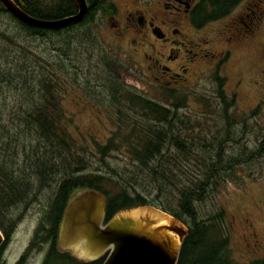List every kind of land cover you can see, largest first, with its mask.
I'll list each match as a JSON object with an SVG mask.
<instances>
[{
    "label": "rangeland",
    "instance_id": "obj_1",
    "mask_svg": "<svg viewBox=\"0 0 264 264\" xmlns=\"http://www.w3.org/2000/svg\"><path fill=\"white\" fill-rule=\"evenodd\" d=\"M129 1L114 0V3L122 5ZM260 21L259 29L250 39L229 47L222 41L224 38L216 34L205 36L198 32L196 36L201 42L208 41V44L200 45L204 54L229 50L227 62L219 66L216 72L215 62L209 56L203 58L200 61L204 63L202 67L199 63L192 68L188 87L180 88L177 92H163L134 71L133 59L129 54L131 47L125 44L119 47L107 25L98 16L86 28H75L76 33L55 38L49 35L42 40L28 37L12 16L0 12V69L5 66L6 57L10 54L16 57L15 61L23 60L31 53L47 59L54 51L53 46L60 47V52L55 50L61 66L57 70L60 75V79H57L62 83L57 88L58 99L62 112L71 120L66 126L74 141L73 152L77 153L86 168L84 174L106 172L108 167H126L129 172H134L131 151L125 144L130 129L128 123L135 119L138 128H142L146 122L134 116L133 110L129 112L126 100L130 97L151 100L170 111H174L172 106L175 105L178 108L175 110L177 119L174 133L184 138V142H227L223 144L224 156L245 159L257 150L264 137V55L260 47L264 44V18ZM224 24L225 21L216 22L205 30L225 33L222 28ZM188 50L195 53L192 48ZM46 61L52 63V60ZM110 65L121 86L111 84L108 74ZM215 78L223 81L222 87L218 86ZM9 90L6 86L0 87V114H7L5 120L18 110L14 100L17 94ZM117 108L123 110L126 117L124 123H119L117 119ZM109 139L116 142L115 150L99 154L97 147L105 145ZM164 163L165 166L171 164L172 173L177 174V161L172 164L170 160H165ZM180 163L184 162L181 160ZM191 163L189 158L186 164L192 172ZM229 172L216 199L199 204L197 212L198 217L205 218L218 208L224 211L222 227L229 240L230 256L236 263L245 264L264 258V151L259 157L239 163ZM179 178L185 179L182 176ZM166 187L172 191L169 184ZM55 188H42L32 199L28 206L30 208L20 212L12 227L9 243L0 254V263L11 264L15 261L52 203ZM17 211L18 208L11 210L8 216L15 217ZM249 224L251 229H248ZM252 231L256 234L254 239L249 236ZM255 239L258 240V244L255 242L257 246ZM68 252L76 260L84 262L79 253ZM39 260L40 256L33 253L26 264H38Z\"/></svg>",
    "mask_w": 264,
    "mask_h": 264
},
{
    "label": "trees",
    "instance_id": "obj_2",
    "mask_svg": "<svg viewBox=\"0 0 264 264\" xmlns=\"http://www.w3.org/2000/svg\"><path fill=\"white\" fill-rule=\"evenodd\" d=\"M12 1L23 13L39 20H58L76 13L71 0ZM239 1L208 0V20L224 17ZM87 3V13L79 23L56 30L34 28L15 18L13 20L28 37L45 40L50 35L55 38L76 33L74 29L77 27L86 28L95 20L96 12L106 8L108 0H87ZM0 12L7 13L1 5ZM53 47L52 55L47 58L52 60L50 64L44 56L36 53L18 61L10 54L0 69V87L6 86L17 94L14 100L18 107L17 112L8 114L6 120L7 114H0V231L3 235L7 237L12 232L16 217L32 202L38 191L56 186L52 203L38 224L35 238L43 241L44 237H56L66 201L73 193L90 189L100 193L105 200L103 224L117 212L137 207L153 208L180 222L186 234L176 264H239L230 256L229 240L222 227L224 211L218 208L214 214L200 218L197 206L216 199L218 190L235 166L263 153L264 137L257 150L245 159L226 157L223 144L227 142L189 143L174 133L175 110L178 108L175 105L172 106L174 111H170L151 100L130 97L126 100L129 112L133 110L134 116L146 122L142 128H138L135 119L131 125L127 122L130 129L125 144L131 151L134 172H129L126 167H108L106 172L84 174L86 168L73 152L74 141L66 126L71 120L62 112L58 99L57 88L62 83L58 80L57 70L61 66L55 50L60 52V47ZM108 74L111 84L121 86L111 65ZM217 84L222 87V81ZM116 111L119 123H124L123 110L117 108ZM177 123L180 124L179 121ZM115 146L116 142L109 139L97 150L103 155L115 150ZM189 158L192 160V172L186 164ZM165 160L172 164L177 161V174L172 173L171 164L164 165ZM62 173L58 178L57 175ZM16 208L19 214L8 216ZM41 233L45 236L42 237ZM104 257L105 254L95 261L79 263L53 254L44 264H101ZM245 264H264V258Z\"/></svg>",
    "mask_w": 264,
    "mask_h": 264
},
{
    "label": "flooded vegetation",
    "instance_id": "obj_3",
    "mask_svg": "<svg viewBox=\"0 0 264 264\" xmlns=\"http://www.w3.org/2000/svg\"><path fill=\"white\" fill-rule=\"evenodd\" d=\"M208 10V0H150V2L130 0L122 5H116L114 0H108L106 8L97 11L95 16L107 25L119 47L121 44L131 47L129 54L133 59V69L136 73L142 75L145 80L151 81L154 87L163 92H177L180 88L190 85V72L203 58L209 56L211 61L215 62V71L218 72V67H222L230 56L229 50L205 55L200 45L208 44V41L201 42L199 36H196L197 33L216 34L224 38L222 41L226 42L227 47L241 43L244 39H250L259 29L262 22L260 20L264 18V0H241L218 20H208ZM220 21L226 22L222 27L225 33L219 30L209 29L211 32L205 30L209 25ZM260 47L264 55V44ZM188 48L194 49L195 53ZM200 64L202 67L204 63ZM29 205L24 209H29ZM251 227L249 224L248 229ZM37 228L38 224L28 243L11 264H26L33 253L40 256L38 264H44L53 254L72 258L79 263H88L76 260L68 252L70 250L62 251L58 248V232L56 237H44L45 235L41 233L44 238L43 241H39L35 238ZM0 234L2 235L1 254L8 245L12 232L7 237L2 231ZM249 236L252 239L256 238L253 231ZM255 242L258 244V240L254 241L256 245Z\"/></svg>",
    "mask_w": 264,
    "mask_h": 264
},
{
    "label": "water",
    "instance_id": "obj_4",
    "mask_svg": "<svg viewBox=\"0 0 264 264\" xmlns=\"http://www.w3.org/2000/svg\"><path fill=\"white\" fill-rule=\"evenodd\" d=\"M71 1L76 13L58 20L34 19L12 0H0V5L22 24L56 30L79 23L87 13V0ZM104 202L100 193L90 189L79 190L67 200L58 228L60 250L77 252L84 262L105 254L101 264H176L186 234L180 222L153 208L139 207L117 212L103 224ZM137 210L146 215L134 214Z\"/></svg>",
    "mask_w": 264,
    "mask_h": 264
},
{
    "label": "bare ground",
    "instance_id": "obj_5",
    "mask_svg": "<svg viewBox=\"0 0 264 264\" xmlns=\"http://www.w3.org/2000/svg\"><path fill=\"white\" fill-rule=\"evenodd\" d=\"M134 214H140L141 216H145L146 215V213L144 212V211H139V210H137V211H135V213ZM162 223H164V221H162Z\"/></svg>",
    "mask_w": 264,
    "mask_h": 264
}]
</instances>
